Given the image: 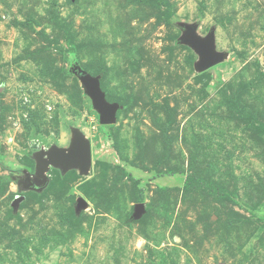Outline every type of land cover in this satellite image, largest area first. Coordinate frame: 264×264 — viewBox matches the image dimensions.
Here are the masks:
<instances>
[{
    "label": "rangeland",
    "instance_id": "1",
    "mask_svg": "<svg viewBox=\"0 0 264 264\" xmlns=\"http://www.w3.org/2000/svg\"><path fill=\"white\" fill-rule=\"evenodd\" d=\"M0 264H264V0H0Z\"/></svg>",
    "mask_w": 264,
    "mask_h": 264
},
{
    "label": "water",
    "instance_id": "2",
    "mask_svg": "<svg viewBox=\"0 0 264 264\" xmlns=\"http://www.w3.org/2000/svg\"><path fill=\"white\" fill-rule=\"evenodd\" d=\"M186 42L197 52L199 58L196 68L199 71H205L222 59V54L213 47L211 37L201 38L194 31H189ZM77 77L80 80L85 92L90 96L93 107L99 115V122L103 125H109L114 122L115 111L118 108L116 103L108 102L99 87L97 78L79 71ZM36 160L35 178L31 179L26 174L27 184L25 187L41 188L47 182V171L49 167H60L63 171L71 168H77L80 173H86L91 164V144L85 135L78 131H73V138L68 148L56 146L48 150L41 148L34 155ZM18 196L15 201H18ZM79 205H83L82 199L78 200ZM141 208L138 204L137 211Z\"/></svg>",
    "mask_w": 264,
    "mask_h": 264
},
{
    "label": "trees",
    "instance_id": "3",
    "mask_svg": "<svg viewBox=\"0 0 264 264\" xmlns=\"http://www.w3.org/2000/svg\"><path fill=\"white\" fill-rule=\"evenodd\" d=\"M108 128V126H106ZM189 181L188 180H185L184 184L187 185Z\"/></svg>",
    "mask_w": 264,
    "mask_h": 264
}]
</instances>
